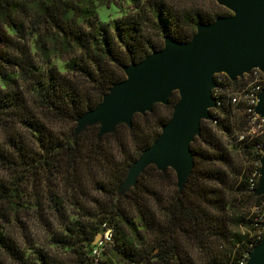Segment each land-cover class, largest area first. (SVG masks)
<instances>
[{
    "label": "trees",
    "instance_id": "obj_1",
    "mask_svg": "<svg viewBox=\"0 0 264 264\" xmlns=\"http://www.w3.org/2000/svg\"><path fill=\"white\" fill-rule=\"evenodd\" d=\"M128 1L134 3L136 11L122 15L108 27L99 24L95 14V4H106L107 0H0V264H20L26 258L25 245L20 243L15 230L21 227L24 186L29 181L43 179L45 183L68 181L75 189V168L86 151L80 143L82 135H92L89 144L92 148H97L104 137L114 135L119 129L131 141L135 153L126 162L110 194L116 200L115 189L127 167L156 138L160 126L170 117L178 99L176 93L171 94L167 105L156 104L150 113L133 115L129 129L118 125L111 134L96 141L97 127L92 126L72 138L75 119L97 105L114 82L123 79L122 66L138 62L159 49L164 35L186 41L194 33L197 22L209 23L218 16L229 15L212 1H207L213 5L207 12L174 10L164 0H146L150 10L147 11L138 0ZM54 58L64 61L65 72L56 69L52 63ZM211 117L210 121H201L200 134L190 144L194 156L191 174L182 191L178 194L176 190L164 206V224L160 230L168 240H173L177 233L202 238L218 233L223 236L228 230L229 250L219 264H236L256 237L255 231L261 230L260 222L253 220L255 215L251 209L264 200V195L253 196L255 187L251 190L247 187L251 142L237 139L244 126L239 109L223 102ZM60 124L69 125L68 135H54V125ZM235 128L239 155L245 158L247 169L235 167L233 186L245 198L247 211L232 220L231 213L226 214L225 209L233 206L222 195L214 190L206 194L197 192L194 200L186 191L200 178L199 174L217 181L225 176L216 167L233 164V158L216 131L230 132ZM23 131L31 133V143L25 141ZM206 166L211 168L203 175L200 169ZM150 170L162 175L170 169L160 173L153 166L147 167L128 191H133ZM48 194L53 198L52 208L60 211L59 197L56 193ZM110 205L95 225L76 222L66 227L63 234L54 235V242L63 247L80 245L84 250L80 259L65 263L47 251L35 249L36 264H115L112 258L118 264H146L152 257L183 264L172 241L166 252L143 254L137 248L140 235L133 219L116 208L115 203ZM101 225L111 229L108 256L94 260V255L90 257L89 253L95 247L94 236L103 231ZM230 225L241 226L245 232L231 233L227 228ZM251 232L254 235L249 237Z\"/></svg>",
    "mask_w": 264,
    "mask_h": 264
},
{
    "label": "water",
    "instance_id": "obj_2",
    "mask_svg": "<svg viewBox=\"0 0 264 264\" xmlns=\"http://www.w3.org/2000/svg\"><path fill=\"white\" fill-rule=\"evenodd\" d=\"M204 1L214 2L229 15L209 23L197 22L186 41L164 35L159 49L122 66L123 79L114 82L97 105L75 119L72 138L96 126L95 139L99 141L118 125L129 129L133 115L150 113L156 104L167 105L171 94H177L159 134L127 167L115 189L116 198L134 187L149 166L160 173L170 169L179 194L193 168L190 144L200 134L201 121L212 119L214 75L224 74L234 81L253 68L264 71V0ZM253 111L264 118V88L257 94ZM258 161L253 196L264 195V146ZM260 227L261 239L250 249L244 264H264V215ZM99 240L100 234H96L92 245Z\"/></svg>",
    "mask_w": 264,
    "mask_h": 264
},
{
    "label": "rangeland",
    "instance_id": "obj_3",
    "mask_svg": "<svg viewBox=\"0 0 264 264\" xmlns=\"http://www.w3.org/2000/svg\"><path fill=\"white\" fill-rule=\"evenodd\" d=\"M138 1L145 10L150 11L146 0ZM164 1L174 10L198 9L207 12L213 7L211 3L204 0ZM135 11L134 3L128 0H107L106 4L104 2L95 4V14L99 24L108 27L113 26L114 22L122 15ZM28 47L33 54L31 41H28ZM52 63L58 71L65 72L63 60L54 58ZM209 126L211 125L209 124ZM235 130L236 128L230 132L216 131L221 137L228 155L233 158V164L229 166L226 164L217 165L216 170L225 173V176H223L224 174L221 176V181L206 177L208 175H205L204 171L206 169L210 171L211 167H201L200 171H203L205 176L199 174L200 178L196 182L193 181L190 190L186 191V194H191V198L194 200H197L195 197L197 192L206 194L207 191L214 190L218 195H222L233 206L231 209H225L226 214L231 213L232 220L247 211L245 198L238 195L233 186L235 167L240 165L242 169H247L245 158L239 155ZM69 131L70 127L67 124L54 125L53 127L56 137L66 136ZM23 136L28 143L33 140L29 131H23ZM91 137L90 133H86L80 139L82 149H86V151L82 153L75 168L77 176V185L74 184V187L76 185L75 189L68 181L61 183L51 180L45 183L43 179L35 183L29 181L24 186L22 196L24 208L20 211L21 227L15 229L20 235H18L20 243L26 248V258L20 264H36L37 261L33 254L35 249L47 251L65 263L80 259L84 252L80 245L63 247L60 243L54 242V235L63 234L66 227H70L76 222L84 226L95 225L102 217V212L111 208L112 202L116 204V208L133 219L140 235V245L137 248L143 254L152 256L161 251L166 252L170 247L168 243L172 241L179 251L183 264H219L225 258L229 250L228 230H225L223 236L218 233L215 236L202 238L177 233L173 240L166 239L161 233L160 227L164 224V206L175 196L177 190L174 173L171 170H166L162 175H157L150 170L138 182L133 191L126 192L124 196H120L116 200L111 198L110 194L114 190V183L128 159L134 155V148L122 129H119L114 135L104 137L97 148H92L89 145ZM47 189H50L49 192ZM48 193H56L59 197L60 211L52 208L53 198ZM227 228L234 234L245 232L241 226L230 225ZM252 235H254L253 232L249 234V237ZM108 245L105 243L100 249H97V253L93 257L94 260H101L108 256ZM89 255L93 256L91 249ZM112 260L118 264L114 258ZM148 261L146 264H180L171 259L163 262L155 257L149 258ZM8 264L19 263L9 262Z\"/></svg>",
    "mask_w": 264,
    "mask_h": 264
},
{
    "label": "built area",
    "instance_id": "obj_4",
    "mask_svg": "<svg viewBox=\"0 0 264 264\" xmlns=\"http://www.w3.org/2000/svg\"><path fill=\"white\" fill-rule=\"evenodd\" d=\"M214 76L215 86L211 90V95L215 106L210 109V114L216 115L220 105L225 102L238 108L244 118L243 129L238 133L237 139L247 143L251 142V171L247 179V187L251 190L256 187L259 168L258 159L261 154V148L264 146V118L258 117L253 111L257 94L264 88V71L253 68L248 73L237 77L234 81H230L224 74H216ZM251 211L255 215L253 220L261 222L264 215V200L259 205L252 207ZM102 228L100 240L92 249V255H96L97 249H100L103 244L110 242L111 229L105 225H102ZM261 236L262 229L257 231L256 237L248 244L246 251L236 264L245 263L248 252L259 242Z\"/></svg>",
    "mask_w": 264,
    "mask_h": 264
}]
</instances>
